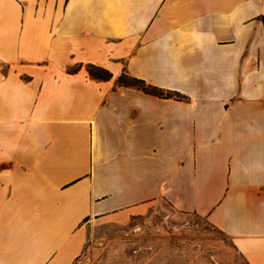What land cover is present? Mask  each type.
Segmentation results:
<instances>
[{"label":"crops","instance_id":"1","mask_svg":"<svg viewBox=\"0 0 264 264\" xmlns=\"http://www.w3.org/2000/svg\"><path fill=\"white\" fill-rule=\"evenodd\" d=\"M158 201L264 264V0H0V264Z\"/></svg>","mask_w":264,"mask_h":264},{"label":"rangeland","instance_id":"2","mask_svg":"<svg viewBox=\"0 0 264 264\" xmlns=\"http://www.w3.org/2000/svg\"><path fill=\"white\" fill-rule=\"evenodd\" d=\"M74 264H246L204 219L158 201L124 223L92 224Z\"/></svg>","mask_w":264,"mask_h":264},{"label":"trees","instance_id":"3","mask_svg":"<svg viewBox=\"0 0 264 264\" xmlns=\"http://www.w3.org/2000/svg\"><path fill=\"white\" fill-rule=\"evenodd\" d=\"M87 72L89 76L95 80L108 81L111 79V75L107 71H105L102 68L96 67V66H91V65L88 66ZM118 84L123 87L136 88L145 94L155 96L158 98H163V99H167L171 97L180 98L179 96L175 94L161 91L157 88L147 85L144 81L132 78L126 74H122L118 78Z\"/></svg>","mask_w":264,"mask_h":264}]
</instances>
